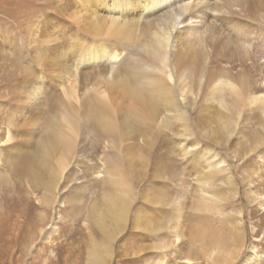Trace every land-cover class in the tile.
Returning <instances> with one entry per match:
<instances>
[{"label":"rangeland","instance_id":"rangeland-1","mask_svg":"<svg viewBox=\"0 0 264 264\" xmlns=\"http://www.w3.org/2000/svg\"><path fill=\"white\" fill-rule=\"evenodd\" d=\"M125 2L130 5L133 1L111 0L106 2L105 9L110 14V11L116 9L120 4L125 5ZM142 2L143 0H140L138 4H134L128 10H135V14L137 12L139 14ZM96 3L97 0H0V134L7 132L8 128H12L13 136L11 142L0 143V264H66L64 260H61L64 250L57 249V247L59 244L66 247L72 240V237H70L72 232L75 233L77 243L78 240L84 238L86 246H90L91 241L88 240L90 239V234L93 233L94 237H96L95 242H97V244L94 242L95 246H103L106 238L95 230L93 221L88 220L87 210L90 202L95 199V202L99 206L105 203L101 204V201L103 202L107 190L110 189L109 178L105 177V174L111 171L112 168L131 167L134 171L136 169L135 173H138L139 176L133 179L132 185L136 192L134 206L138 209L133 207V211L134 213L136 211L145 213L146 210L151 216H149L150 219L159 218L150 206H144L142 199L151 187L153 189L154 184L155 186H159L158 181L155 180L156 175L154 173L160 164L166 167V169L173 168L174 170L180 169L182 171L181 173L185 178L183 182L173 179L174 182L164 184L162 190L167 194V198L180 204V209L186 213V219L189 221L187 223L189 227L185 232L188 236L187 244L182 245L179 243L180 250H169L166 258L167 264H188L190 262L186 258L189 255V252H187L190 245L189 241L192 238L193 232H198L196 226L191 228L195 222L194 214L198 198L197 191L193 189L196 184L193 174L198 173L197 171L204 168H206L205 171L212 172L214 164L224 165L235 182L226 191V193L230 191L235 192L233 199L230 200L229 197L223 198L227 202L221 205L218 204V207L223 214L232 212L235 216L239 214L238 220L242 228L241 234L243 238L236 239L233 237V234L236 235L237 233L235 231V222L223 220L216 213L207 220L208 222L210 221L208 224L210 227L207 230H209L210 237L213 238L206 239L205 244L213 249L217 247L216 245H221L226 252L241 246L242 248L235 264H242L245 258L253 256L258 257L260 262L264 264V208L260 207L257 202L251 203L250 201L253 194L259 195H256V200L260 196L264 197V185L262 186V182L264 183V123L262 121L261 110L259 111V109L251 106L249 108L247 106L243 107V110H248V115L251 119L244 124L245 127L242 129L241 122L245 120H243L244 115L241 120L238 119L237 115L247 114V112L234 113L236 121L233 123L217 121L215 124H209V126L201 114V108H203V105L206 106L211 102L209 98L210 91L205 86V79L201 77L197 78L198 83H194V86L196 84L201 85V89L197 87L188 88L189 84L186 86L184 83L187 78H181V80L178 79L177 81L175 76H172L170 79L167 77L168 82L173 88V95L168 98L161 96L155 107L159 116L157 118L158 121H156V124L152 123V129L147 130L148 133L146 132L152 139L148 154H146V162L148 163L146 171H143L139 159L142 156L141 152L143 150L141 146L142 133L135 125L133 126V132L129 128L132 136L126 138V140L119 137V140L113 141L115 145H112L108 139H104L102 134L95 130L93 131L92 126L83 125L84 128L79 135L81 137H78L77 145L74 147L76 149H73V158L71 157V164L68 168V171L71 173L65 175V181L61 182L62 186L59 188L60 194H62L61 200L55 206L50 205L48 208L45 205L43 206L41 202V199L44 197L41 192L42 190H37V187L34 186L35 182L32 174V170H35L34 165H36L35 157L32 153L37 150L35 148L36 145L34 148L31 147L30 155L29 152L23 151L25 150L24 147L20 146L18 148V142L22 141L21 131L31 118L36 123L35 128L39 131L35 137V141L41 143L46 139L45 135L49 129L48 126H50L57 113L56 109L59 104L54 105L50 101L45 107L42 108L41 106L36 110L34 108L36 105L33 101L34 96L42 95L44 97L46 90H49L50 95L52 90L60 91L64 86V79L74 76L76 73L83 74L81 78V81H83L85 75H88L91 79H95L97 70L102 73L107 72L108 70L96 68L95 64H93L94 61L87 63L85 66V60L91 49L98 50V46L109 45L120 50L119 48L122 44L113 40H110L109 44H107L101 41L99 37L84 33L74 24L75 15L80 14L81 16L92 17L91 15L94 11L100 10L96 9ZM117 11L119 12L120 10ZM99 14H105V11H98V16L95 18L100 26L102 18L105 17H101ZM212 16L215 15L213 14ZM237 17L234 18L236 19L234 22L233 20H225L215 23L221 27L216 31L221 35L225 36L228 34L233 37L235 32L240 34L242 30L243 38L240 37L244 45H239L240 42L238 40H235V43L229 46L225 44L222 47L224 50L221 48L225 53H222L220 49L221 51L219 50L214 54V57H216L214 60H217L215 62L216 65H221L219 73L227 72V74L236 75L237 70L242 66L243 74L248 79L249 88L252 91V95H254L253 93L259 91L257 88L264 89V20L254 16L251 18L241 17L243 20ZM247 18L253 22L248 21ZM237 21L238 23L239 21L240 23L242 22L243 25L242 23L238 24ZM245 25L246 27H243ZM256 25L262 30H258ZM213 34L214 28L212 26ZM213 37L216 38L215 35ZM240 37L234 36V39ZM84 48H87L85 54L81 52ZM126 48L123 56L124 54L125 56L129 55L128 57L134 60L133 56L135 55L130 52V49ZM226 48L229 49V53ZM236 51L240 54L245 52L243 57L239 56L237 62H235L237 58ZM220 54L221 57L219 56ZM219 61H223V63L219 64ZM107 63L109 64V61ZM129 64L123 62L120 65L122 67H120V71L124 78L131 80L132 76L126 71ZM171 67L173 66L170 64ZM156 68L155 71L160 73L163 66ZM77 69L80 70L77 71ZM95 70L96 73L94 72ZM143 71H141L143 75H148L145 70ZM155 71L153 70L152 73ZM172 80L176 82L173 83ZM200 81L202 84H200ZM149 88L152 90L155 86L150 85ZM32 90L34 93L30 94ZM170 97L174 99L173 103L175 105L171 107V110L174 108L172 111H169L166 106ZM221 101V99H218L216 104L221 103ZM59 106L62 107L61 105ZM183 110L186 111L184 112ZM176 112L177 115L175 114ZM182 114H186V120L183 122H181ZM125 142L127 145H131L128 148L129 158L131 159L129 164L124 161L123 154L121 155L118 149L121 146H126ZM17 148L24 153L20 152L19 155ZM185 149L192 151L193 154L182 158L185 155ZM119 157L122 161H119ZM247 171L250 172V175L247 174ZM141 175H144L142 179H140ZM97 182L101 184L98 186ZM207 182L209 181L207 180ZM80 184L84 188L79 190L77 194V187ZM260 187H263V189L261 190ZM74 198L79 203L77 201L73 202ZM140 198L142 203L139 201ZM16 205L18 207L16 210H13ZM167 210L170 212L169 209ZM22 211H24L23 214H21ZM85 215L87 216L84 217ZM16 216L18 217L15 218ZM3 217L5 218L3 219ZM42 217H46L45 220H41ZM14 219L15 221L18 219V222H15ZM41 221H44V223ZM41 225H44L43 228L40 227ZM31 226L36 229L29 234L28 230ZM41 228L43 230L42 233H40ZM51 229L55 232L51 233ZM17 235H19L18 238ZM22 236L27 241H20ZM221 238L224 242H222ZM147 239L146 237H142L140 230L134 227V218L130 216L125 227L113 242L111 247L112 260L108 264H151L152 262L154 264L155 261H158L154 250L144 256L143 254H138L139 250L147 243L155 246L156 244H164V242H151ZM217 241L219 244H216ZM70 246L68 244V247ZM135 252L138 253L136 254ZM75 253L76 250L74 255ZM87 255V252L81 258L75 255L71 259V264H88L89 259ZM200 262L201 264H209L206 258L201 259Z\"/></svg>","mask_w":264,"mask_h":264},{"label":"bare ground","instance_id":"bare-ground-1","mask_svg":"<svg viewBox=\"0 0 264 264\" xmlns=\"http://www.w3.org/2000/svg\"><path fill=\"white\" fill-rule=\"evenodd\" d=\"M109 1L111 0H97L95 7L96 9L100 10L94 11L91 15L92 17L81 16L79 14L75 15L74 18V24L84 33L94 37H99L101 41L107 44H109L110 40L122 44V46L119 48L120 50L110 47L109 45H105L98 46V50L91 49L89 51L88 57L85 60V66L87 63L94 61L93 64H95L96 68L108 70L105 72L106 75L105 73H102L98 70L96 73L95 70L94 72L96 73V78L91 79L88 77V75H85L84 78L86 80L84 79L85 82H83L84 80L81 81L83 74L76 73V75L66 77L64 79V86L60 91L52 90L53 93L51 91L50 95L49 90H46L44 97H42V95L34 96L33 101L34 104H36L34 107L36 110L41 106L42 108L45 107L49 101L54 105L59 104L62 106L60 107L57 105V113L55 114L50 126H48L49 129L46 131L47 134L45 135L46 139L43 141L40 139V141H42L41 143L35 141V137L38 135L39 131L37 128H35L36 123L33 122L31 118L27 121L28 123L25 125L22 131L20 130L22 132V141L18 142V148L22 146L25 149L23 151H27L30 154L31 147L34 148L36 145L35 148H37V150L35 149L36 151L32 153V155L35 157L36 164L34 165L35 170H32L35 182V185H33L37 187V190H42L41 192L43 193L44 197L41 199V202L43 206L45 205L47 208L50 205L55 206L61 200L62 194H60L59 188L62 186L61 182L65 181V175L71 173L68 171V168L71 164V157L73 158V149H76L74 147L77 145L78 137H81L79 135L85 125L92 126L91 128H93V131L95 130L96 132L102 134L103 138L108 139L112 145H115L113 141L119 140V137L120 139L126 140V138L132 136L130 134L129 128L133 132V126L135 125L142 133L141 146L143 150L141 152L142 156L139 158L140 164L142 165L141 167H143V171L147 170L148 163L146 162V154H148V150L152 143V139L148 136L147 130L152 129V123L156 124V121H158L157 118L159 116L156 111L157 108L155 109V107L161 99V96H163V98H168L169 96L173 95V88L168 82L167 77L170 79L172 76H175L177 81L178 79L181 80V78H187L185 79L184 83L186 86L189 84L188 88L197 87L200 89L202 86L197 84L194 86V83L199 82L197 81V78L199 79L201 77L205 79V86L208 87L210 91L209 98L211 99V102H207L208 104L206 106L203 105V108H201V114L208 125L215 124L217 121H228V123H233L236 121V117L233 115L234 113L247 112V114H240L239 116L237 115L239 120H241L243 118L242 116L244 115L243 120H245L241 122V129L244 128V124L249 119H251L248 115V110H243V107L245 106L248 108L250 106L255 107L259 109V111L261 110L262 121L264 123V89L257 88L259 90L258 92H255L257 95L255 93L252 95V91L249 88V81L243 74L244 71L242 66H240V68L237 70L236 75L227 74V72L219 73V68L221 65H216L215 62L217 60H214V58L216 59L214 54L217 53L225 44H228L229 46L230 44L235 43V40H238V42H240L239 45H244L242 40V30L241 33L239 31L240 34H238V32L234 33V36H241L242 38L240 37L238 39H234V36L232 37L228 34L224 36L219 34L216 30L220 29L221 27L217 26L215 23L225 20H233L234 22L236 20L234 18L237 16L240 17L241 20H243L241 17L251 18L252 16L256 18L260 17V19L264 20V0H143L139 14L138 12L135 14V10L128 9H131L134 4H138L140 0H130L133 1L130 5H128L127 2H125V5L120 4L116 9L110 11V14H108L105 9V4ZM117 10L120 11L118 12ZM98 11H105L106 14V16L105 14H99L101 17H105L102 18V23L100 26L95 19L98 16ZM213 14L215 16H212ZM241 23L239 21L238 24ZM246 25L243 27H246ZM257 25L256 27L258 28L259 25ZM212 26L214 28L213 35H215L216 38H214L212 35ZM222 26L225 28L224 25ZM259 29L260 28H258V30ZM234 30L236 29L234 28ZM125 47H127L126 49H130V52L135 55L133 56L131 54V56L134 57V60H131V58L128 57L129 55L125 56L124 54L123 56ZM228 48L226 49L229 53ZM86 49L87 48L82 49L81 52L85 54ZM223 50L222 53H225ZM236 52L237 58L235 59V62L239 60V56L243 57L245 53L244 52L240 54L238 51ZM221 54L219 55L220 57ZM107 61H109V64ZM123 62L130 63L126 68V71L130 74V76H132L131 80L124 78L122 72L120 71V65ZM220 63L222 64L223 61H219V64ZM170 64L173 67L170 68ZM158 66L159 68L160 66H163V69H161L162 71L160 70V73L155 71V69H157L156 67ZM78 70L80 69H77V71ZM143 70H145L148 75H143ZM153 70L155 72L152 73ZM175 82L173 81V83ZM200 84H202L201 81ZM150 85L155 86V88H153L155 90H151L152 87L149 88ZM33 93L34 91L32 90L30 94ZM218 99H221L222 101L221 103L216 104ZM184 100L186 99L184 98ZM173 101L174 99L170 97L169 101L166 103L169 111L171 110V107L175 106ZM172 110H174V108ZM175 114L177 115V112ZM185 115H181V122L186 120ZM86 116L87 118H85ZM175 118L177 119V117ZM8 129L9 130L7 132L0 134V143H9L13 140L12 128ZM126 142V146H121L118 149L120 150L119 152L121 155L123 154L124 161L129 164L131 159L129 158L128 148L131 145H127ZM111 144H109V146H111ZM23 151L18 150L19 155L20 152ZM184 151L185 155L182 158L193 154V152L190 150L185 149ZM113 153L115 152L113 151ZM136 156L138 157V155ZM119 161H122L120 157ZM213 168L214 169L212 172H207L205 171L206 168H204L197 171L198 173L193 174L195 176L194 180L196 181V184L195 187H192L197 191L198 198L196 200L197 205L194 214L195 222L191 228L196 226V228H198V232L194 231L191 240L189 239L190 245L188 246L187 251L189 252V255L186 257L187 260L190 261L188 264H201L200 261L201 259L203 260V258H206V261L209 264H235L242 248L239 246L233 248V250H230L229 252H226L221 245H216L217 247L213 249L209 248V246L205 244L206 239L213 238L210 237L209 230H207L210 227L208 225L210 221L208 222L207 220L213 217L216 213H218L220 218L222 217L223 220H228L233 223L235 222V231H237V233L236 235L233 234V237L236 239L243 238L241 234L242 228L241 225H239L240 221L238 220L239 214L236 216L233 212L229 214H223L218 207V204L221 205L227 202V200H224L223 198L229 197L230 200L233 199L235 192L230 191L226 193V191L229 190L235 184V182L224 165L214 164ZM135 171L131 167H116L112 168L111 171L106 173V176L104 175L105 177L109 178L110 184V189L107 190V194L105 193L106 195L103 199V202L101 201V204L104 202L105 203L102 206H99L97 202H95V199L90 202L89 208L86 210L88 220L93 221L95 230L101 233L103 237L105 236L106 242L103 244V246L96 247L94 244L96 237H94V234L91 233L89 236L90 239L88 241H91V245L93 246H86L84 238L78 240L77 243L75 239V233L72 232L70 236L72 237V240L68 243L71 246L68 247L67 244L66 247H63L59 244L57 247V249L64 250L62 255L63 258L61 260H64L66 264H71V259L75 255L81 258L86 252L89 259L88 264H108L112 260L111 247L113 242L125 227L130 216L134 218V227L140 230L142 237L148 238L147 240L151 242H164V244L158 245L156 243V245L152 243L155 246H151L149 243H147L142 248H140L139 253L135 252L136 254H143L144 256L148 255V252L154 250V254H156L157 257L156 259H158V261L154 260V264H167L166 258L168 251L171 249L180 250L181 248L178 246L179 243L182 245L187 244L186 241L188 240V236L185 234L186 229L189 227L187 224L189 221L186 219L187 215L182 209H180V204L178 202L175 203L167 198V194L162 190V186L172 182L173 179H178V182L179 180L180 182H183L185 178L181 173L182 171L180 169L174 170L173 168L166 169V167H164L162 164L157 166L154 174L156 175L155 180L158 181L159 186H155L154 184L153 189H151V187L144 194L142 199L144 206H150L156 215L159 216V218L155 219H150V215L145 209H143L145 210V213H142L141 211H136L134 213L133 211V207H135L134 201L136 192L133 189L132 181L139 176V174L135 173ZM247 174L250 175V172ZM143 176L144 175H141L140 179H142ZM207 180L209 182H207ZM97 183L98 186L101 184L99 182ZM263 185L264 183L262 182V186ZM83 188L84 186L80 184L77 187V194L79 190ZM260 188L261 190L263 189V187ZM256 195L258 194H253L252 200H250L251 203L257 202L260 207L264 208V197L260 196L256 200ZM73 200V202L77 201L76 198ZM140 200L141 198L139 201ZM17 207L18 205L14 206L13 210H16ZM167 209H169L170 212ZM24 211H22L21 214H23ZM17 217L18 216L15 218ZM4 218L5 217H3V219ZM45 218L42 217L41 220H45ZM17 220L15 221L14 219L15 222H18ZM171 220L173 221L170 222ZM41 222L44 223V221ZM43 226L44 225H41L40 227L43 228ZM42 228L40 233L43 232ZM84 228L87 229L88 226L87 228ZM34 229L36 228L31 226V228L28 230L29 234ZM50 232L54 233L55 231L51 229ZM18 236L19 235H17V238ZM21 240L27 241V239L23 236L20 238V241ZM221 240L224 242L222 238ZM20 241L18 242L20 243ZM95 243L97 244V242ZM217 243L219 244L218 241L216 244ZM75 250L76 253L74 255ZM242 264L262 263L258 257L253 256L251 258H245Z\"/></svg>","mask_w":264,"mask_h":264}]
</instances>
